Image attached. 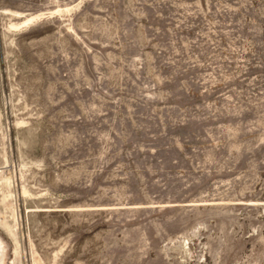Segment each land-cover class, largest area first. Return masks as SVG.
<instances>
[{
    "label": "rangeland",
    "instance_id": "1",
    "mask_svg": "<svg viewBox=\"0 0 264 264\" xmlns=\"http://www.w3.org/2000/svg\"><path fill=\"white\" fill-rule=\"evenodd\" d=\"M0 264H264V0H0Z\"/></svg>",
    "mask_w": 264,
    "mask_h": 264
}]
</instances>
